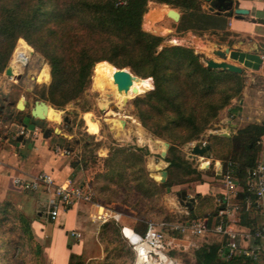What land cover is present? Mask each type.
<instances>
[{"label":"rangeland","instance_id":"374dc122","mask_svg":"<svg viewBox=\"0 0 264 264\" xmlns=\"http://www.w3.org/2000/svg\"><path fill=\"white\" fill-rule=\"evenodd\" d=\"M160 4L163 3L148 1L141 24L143 30L162 37L157 50L172 45L188 47L198 54L203 65H205L202 60L203 55L218 58L211 51L214 46L219 48L218 43L227 39L224 17H218L220 18L218 28L211 26L202 31L198 28L182 29L180 21L186 11L164 4L179 11L180 19L176 21L171 16L159 18L157 12ZM199 5L201 11L216 14L215 11H209V4L204 0H199ZM149 10H152L150 17L153 27L150 29L144 25L145 14ZM173 39H176V42H172ZM19 43L29 50L30 57L22 70L14 75L5 74V69L0 72V106L4 109L0 112V119L7 123L21 120L32 128L34 124L29 121L27 113L34 106L35 101H44L51 105L52 109L47 108V116L50 119H44L43 127L38 129L41 132H50L52 138L48 141L49 149L73 166L71 182L90 188L92 197L89 202H82L81 223L73 230L69 219L72 212L61 211L55 221L46 218L44 213L47 209L46 198L35 192L27 191L28 198L35 196L36 199V206L29 215L28 210H18L11 205L0 204V264H134L136 253L127 236L132 232L131 229L142 234L147 220L167 223L162 225V229L173 243L165 252L167 257L165 262L198 264L195 251L207 244L206 240H215L216 236L210 233L193 235L190 230L182 231L176 226L204 216L211 217L209 214L214 210L207 209L208 198L202 201L201 194H198L196 186L203 182L202 176L198 181L174 183L167 191L162 187L159 192L152 194L153 189L148 181L163 183L161 180L164 176L161 171L167 172L165 181L169 179V173L168 163L161 155V151L165 150L163 143L165 140L154 136L142 126L135 106V98L144 96L153 87L151 78L148 77L151 82L150 89L132 94L121 103L109 95L106 111V108L100 104L104 96L93 86L91 76L90 86L80 98L62 107H55L41 98V94L50 83V67L40 53L18 38L7 66H10L15 47ZM103 62L105 61L95 65ZM244 79L242 75V89ZM254 80L256 84L264 87L263 78L256 76ZM240 96L241 93L235 98ZM20 97H24L26 101L24 110L16 108ZM221 111L199 140L187 142L179 147V152L202 174L205 170L204 166H208V163L196 161L199 157L190 156V149L198 141L209 143L210 135L225 136L217 126ZM112 119L118 121L123 130L117 132L112 128ZM57 128L59 132H56ZM0 133L3 134L2 131ZM56 146L59 147V151H56ZM64 149L68 152L63 154ZM131 153L140 155L141 159L130 157ZM138 183L141 184V189L136 186ZM183 195L185 199L182 198ZM190 197L199 199L201 210L187 208L185 202ZM86 205L99 207L103 212L120 214L117 221L112 218L107 221L116 223L120 226V230L122 226H127L123 234L121 233L123 240L116 239L111 229L103 232L101 227L107 221L88 217L89 211ZM203 205L207 211L202 210ZM41 215H44V218H40ZM23 219L29 225L33 237L31 240L22 230ZM5 242L9 243L3 246ZM155 258L153 256L152 260L148 261L164 264L163 260Z\"/></svg>","mask_w":264,"mask_h":264},{"label":"trees","instance_id":"16d2710c","mask_svg":"<svg viewBox=\"0 0 264 264\" xmlns=\"http://www.w3.org/2000/svg\"><path fill=\"white\" fill-rule=\"evenodd\" d=\"M148 1L185 10L182 29L202 31L220 26L221 15L201 11L199 0H0V72L20 38L47 61L50 83L41 98L55 107L80 98L90 86L93 67L102 61L127 67L141 78L150 77L153 87L135 98V106L142 126L169 143L163 157L169 179L160 184L148 181L155 194L174 183L201 179L202 173L192 167L179 147L200 139L219 111L240 95L243 82L241 73L203 65L191 48L172 45L157 50L162 37L141 26ZM263 134L264 121L248 124L228 138L209 136L214 157L230 163L229 169L242 187L236 195L242 206L240 218L245 198L255 200L245 190V179L257 164ZM130 157L141 159L135 153ZM140 185L136 186L141 189ZM21 221L31 240L29 225ZM101 229H111L116 239L123 240L120 226L113 221L105 222ZM217 247L214 243L200 246L195 251L198 264H231L219 259Z\"/></svg>","mask_w":264,"mask_h":264},{"label":"crops","instance_id":"0c3cea01","mask_svg":"<svg viewBox=\"0 0 264 264\" xmlns=\"http://www.w3.org/2000/svg\"><path fill=\"white\" fill-rule=\"evenodd\" d=\"M231 1L233 8H244L248 10V13L242 15L240 18L234 17L232 10L228 13H220V15L225 18L224 30L227 33V39L218 43V47L219 49L229 47L230 49L256 52L261 57V63L257 69L242 66L241 74L245 79L241 96L232 99L231 103L220 113V120L217 124L218 130L223 132L225 135L223 137L227 138L231 137L238 129L248 124H259L264 121V87L256 84L254 80L256 76L264 79V0ZM215 49L218 48L214 46L211 52ZM213 58L218 60L217 57ZM228 61L237 63L232 59H228ZM12 71L13 74L17 72L14 71L13 68ZM24 100L25 98L21 97V101L24 102ZM47 108L52 109L49 104L39 107L40 114L44 119L49 120ZM2 111H4L3 106H0V112ZM15 123L25 125L29 133L27 135L17 134ZM0 130L3 133L2 140L0 141V204L6 206L11 205L18 210H28L27 213L29 215L31 210L36 206L35 196L28 198L29 193L15 187L11 178L17 175L31 177L39 172H46L53 178L55 183L65 184L69 180L71 181V164L65 158L60 157L49 149L48 141L52 138L50 132H41L35 125L30 128L21 120L7 123L1 121V119ZM44 134H47V136H44ZM200 159L199 157L196 161L208 163V166H204L205 170L202 174L203 182L196 186L198 194H201V200L208 198V200H206V203H208L207 209H219L222 207L219 204V200H221L223 196L229 195L231 196V200H234L232 198L233 196L228 194L224 184L220 181V176L223 173L221 169L223 164L224 169H226V162L215 158L212 149L210 158H202L203 160L201 159V161ZM258 163H264V134L260 137V150L257 155V164ZM235 179L238 183L237 178ZM247 179H245V182ZM240 188L241 187H239V190ZM35 193L42 196V198H46L47 196L46 193L41 191ZM193 203V205L192 203L190 204V207L187 206L189 210L192 208L201 210L199 199H195ZM81 205H83L82 202H76L64 211L66 213L69 211L72 212V216L69 218L73 225L71 228L72 230L81 223L80 220L83 216L80 208ZM86 207L89 211L88 217L92 216L93 218L96 217L98 213L103 212L99 210V207H95L94 205H86ZM207 209H205V205H203L202 210L207 211ZM216 212H218V210ZM44 213H46V211ZM207 213L208 212H206V214ZM211 213L209 215H211ZM45 217L48 218L47 214H45ZM40 218H44V215H41ZM224 218L226 223L236 230H249V227H264V195L251 202L247 208L245 207L242 218H240V211L229 212L228 215H224ZM57 219L58 217L56 220ZM34 222L36 223V221ZM72 233L75 234L77 232ZM78 234L80 235V233ZM212 235L216 236L215 240H206V243L219 245L221 236L217 234ZM242 245H248L249 248H257L261 252L259 261L250 264H264L263 240L256 239L254 241H245Z\"/></svg>","mask_w":264,"mask_h":264},{"label":"built area","instance_id":"2783aa9c","mask_svg":"<svg viewBox=\"0 0 264 264\" xmlns=\"http://www.w3.org/2000/svg\"><path fill=\"white\" fill-rule=\"evenodd\" d=\"M17 129V134L27 135L29 133L28 128L23 124H14ZM3 134L0 133V141ZM56 151H59V147H55ZM67 150H62V153H67ZM230 163L226 164L225 171L220 176V181L224 184L228 194H231L234 200H231V196H223L219 200V204L222 206L218 209L216 215L212 217H203L192 220L190 223L181 224L176 226L182 231L185 229L190 230L193 235H202L205 233H212L221 236V240L217 247V254L222 261L232 262L231 264H250L258 262L261 258V252L257 248H249L248 245H242L245 241H254L256 239L264 241V227H257L253 230H236L231 228L224 218V215H228L229 212H239L241 209V203L236 199V195L239 191H242V187L236 182L235 176L230 171ZM11 181L15 187L23 191L30 192H43L46 193V214L50 220H56L61 211H65L76 202H89L92 197V191L90 188L83 187L77 184H73L70 180L65 184H57L53 178L46 172H39L31 177L13 176ZM245 190L249 195L259 199L264 195V163L256 164V166L249 171V177L245 182ZM239 187L240 190H239ZM249 196L245 198V207L251 204ZM120 214L101 212L97 214V219L105 222L109 218L114 220L119 219ZM167 223H157L154 220H147L145 222L144 232H135L136 241L132 242L128 240L136 253V256L141 252L137 249L138 245L145 244L148 251L146 252L145 259L152 260L157 257L160 260H166L165 252L172 247L173 240L167 238L163 231L162 225ZM126 226L121 227V231ZM78 235V233H75ZM156 259V258H155Z\"/></svg>","mask_w":264,"mask_h":264},{"label":"water","instance_id":"95a60500","mask_svg":"<svg viewBox=\"0 0 264 264\" xmlns=\"http://www.w3.org/2000/svg\"><path fill=\"white\" fill-rule=\"evenodd\" d=\"M209 4V11H215L216 13H228L230 10L233 11V16L236 18L242 17V15L247 14L248 10L244 8H233L232 7V1L231 0H204ZM168 6V5H167ZM169 16L173 18L174 20L178 21L180 19V13L174 8L169 7ZM213 53L218 56V60L202 56V60L205 62V65L210 68L214 69H222V70H228L235 73H241L242 72V66L248 67L252 69H257L259 67V64L261 63V57L258 53L253 51H242L239 49H230L229 47H225L224 49H215L213 50ZM228 59H232L236 61L237 63H233L228 61ZM112 65V64H111ZM241 65V66H240ZM113 66V65H112ZM115 67V66H114ZM113 73V81L115 82L118 90H127L130 86L133 77L141 78L135 74H133L130 69L124 67V68H117ZM5 74L12 75V70L10 66H7L5 68ZM44 101H35L34 106L30 109V111L27 113L29 117V121L33 123L36 127L42 128L44 124V117L40 114V106H45ZM26 106V101H21V97L17 100L16 108L18 110H24ZM56 132H59V129H56ZM44 136H47V134H44ZM165 145V150L161 151V155L164 157L166 153V149L169 146V143L167 141H163ZM190 156H197V157H211V145L207 141H198L193 144V146L190 149ZM221 171H225L224 164L222 166ZM164 178L161 180V182L165 181L166 178V171H161ZM185 199V196L182 197ZM195 199L193 197L188 198V200L185 202V205L190 207V204L193 203Z\"/></svg>","mask_w":264,"mask_h":264},{"label":"bare ground","instance_id":"6f19581e","mask_svg":"<svg viewBox=\"0 0 264 264\" xmlns=\"http://www.w3.org/2000/svg\"><path fill=\"white\" fill-rule=\"evenodd\" d=\"M169 9H170L169 6L160 4V9L157 12L159 18H163L164 16H169ZM151 11L152 10H149V12L145 14L144 25L146 28L149 29L153 28L151 27V17H150ZM172 42H176V39H173ZM29 57H30L29 50L21 43L17 44L10 62L11 70L13 68L14 71H21L23 66L28 61ZM115 70L116 68L108 62H103L93 67L92 83L93 86L99 90L101 95L104 96V99H102L100 104L102 107L106 108V111L109 102L107 98L109 97V95H112L117 100V102L121 103L132 94L141 93L151 88L150 78L133 77L132 82L127 90H118L115 82L113 81V73L115 72ZM12 75H14L13 71H12ZM111 127L114 128L117 132L123 130L120 127V123L113 119H112ZM201 158H206V157H201ZM127 239L132 242H135L136 241L135 232L134 231L130 232V234L127 236ZM137 249H139V251L141 250V252H139V254L136 256V260L134 264H154L152 262H149L147 258L145 259L146 252L148 251L145 244L138 245ZM166 260H163L164 264H180L174 262L167 263L165 262Z\"/></svg>","mask_w":264,"mask_h":264},{"label":"flooded vegetation","instance_id":"af4514ba","mask_svg":"<svg viewBox=\"0 0 264 264\" xmlns=\"http://www.w3.org/2000/svg\"><path fill=\"white\" fill-rule=\"evenodd\" d=\"M46 132H48V131H46Z\"/></svg>","mask_w":264,"mask_h":264}]
</instances>
